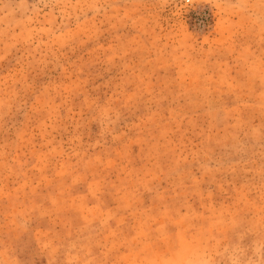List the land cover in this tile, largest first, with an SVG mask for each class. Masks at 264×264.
<instances>
[{
  "label": "rangeland",
  "instance_id": "374dc122",
  "mask_svg": "<svg viewBox=\"0 0 264 264\" xmlns=\"http://www.w3.org/2000/svg\"><path fill=\"white\" fill-rule=\"evenodd\" d=\"M0 264H264V0H0Z\"/></svg>",
  "mask_w": 264,
  "mask_h": 264
}]
</instances>
